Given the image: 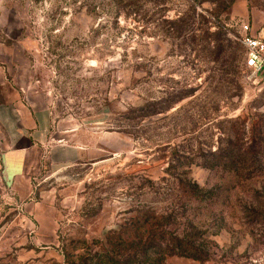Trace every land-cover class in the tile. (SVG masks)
<instances>
[{"label":"rangeland","instance_id":"1","mask_svg":"<svg viewBox=\"0 0 264 264\" xmlns=\"http://www.w3.org/2000/svg\"><path fill=\"white\" fill-rule=\"evenodd\" d=\"M244 22L264 0H0V103L46 101L60 157L82 146L44 195L0 173V264H264Z\"/></svg>","mask_w":264,"mask_h":264},{"label":"crops","instance_id":"2","mask_svg":"<svg viewBox=\"0 0 264 264\" xmlns=\"http://www.w3.org/2000/svg\"><path fill=\"white\" fill-rule=\"evenodd\" d=\"M53 123V112L46 101L38 103L15 95L0 103V173L18 201L27 199L33 192L44 195L48 179H39L43 163L49 160L56 166L58 175L60 159L66 168L82 156V146L74 144L69 148V156L60 157V140L54 145ZM31 206L33 209V203Z\"/></svg>","mask_w":264,"mask_h":264},{"label":"built area","instance_id":"3","mask_svg":"<svg viewBox=\"0 0 264 264\" xmlns=\"http://www.w3.org/2000/svg\"><path fill=\"white\" fill-rule=\"evenodd\" d=\"M234 38L245 51V67L248 79L261 88L264 87V30L254 29L251 23L244 22L234 33Z\"/></svg>","mask_w":264,"mask_h":264},{"label":"trees","instance_id":"4","mask_svg":"<svg viewBox=\"0 0 264 264\" xmlns=\"http://www.w3.org/2000/svg\"><path fill=\"white\" fill-rule=\"evenodd\" d=\"M239 45L242 47V45H241L240 43H239ZM242 48H243V47H242ZM154 240H155V239H151L149 242H154ZM130 248H131V247H130ZM145 248H146V247L144 246V247H142V248H140V249L144 251ZM144 254H145V252H144Z\"/></svg>","mask_w":264,"mask_h":264}]
</instances>
